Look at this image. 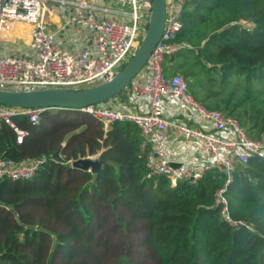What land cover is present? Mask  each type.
<instances>
[{
	"label": "trees",
	"instance_id": "1",
	"mask_svg": "<svg viewBox=\"0 0 264 264\" xmlns=\"http://www.w3.org/2000/svg\"><path fill=\"white\" fill-rule=\"evenodd\" d=\"M180 21L172 41L186 46L165 58V74L182 73L195 99L260 138L264 0H184ZM13 122L22 141L0 122V158L47 159L32 178L0 179V264H264V156L237 167L225 192L230 216L251 231L229 226L214 206L224 172L175 187L151 175L134 123L105 129L75 108ZM95 154V177L69 163Z\"/></svg>",
	"mask_w": 264,
	"mask_h": 264
},
{
	"label": "built area",
	"instance_id": "2",
	"mask_svg": "<svg viewBox=\"0 0 264 264\" xmlns=\"http://www.w3.org/2000/svg\"><path fill=\"white\" fill-rule=\"evenodd\" d=\"M183 2L165 0L161 37L121 94L80 110L105 129L113 121L136 124L148 172L172 187L182 181L195 184L212 169L224 172L214 206L229 226L252 231L251 223L230 216L225 192L237 167L246 168L250 156H264V135L250 137L236 118L195 99L181 74H165V58L186 46L172 41L181 28ZM151 10L152 0H0V31L10 32L16 22L33 26L38 21L32 56L22 36H0V89L78 90L111 80L138 48ZM45 109L0 103V122L12 127L21 143L24 131L13 116L38 123ZM46 159L2 157L0 179L32 178Z\"/></svg>",
	"mask_w": 264,
	"mask_h": 264
},
{
	"label": "water",
	"instance_id": "3",
	"mask_svg": "<svg viewBox=\"0 0 264 264\" xmlns=\"http://www.w3.org/2000/svg\"><path fill=\"white\" fill-rule=\"evenodd\" d=\"M165 20V0H152V10L146 33L135 53L109 81L83 89L45 88L35 90H1L0 103L10 107H43L80 109L114 96L129 84L130 80L143 68L152 49L160 39ZM102 161L82 158L72 163L73 167L90 170L96 176Z\"/></svg>",
	"mask_w": 264,
	"mask_h": 264
},
{
	"label": "bare ground",
	"instance_id": "4",
	"mask_svg": "<svg viewBox=\"0 0 264 264\" xmlns=\"http://www.w3.org/2000/svg\"><path fill=\"white\" fill-rule=\"evenodd\" d=\"M39 20V18H38ZM38 21L35 25L31 26V24H24L21 22H16L14 27L10 30V32L5 33V36L14 37V36H22L25 39V42L29 45V52L30 56L33 55L35 50V35H36V26ZM30 26V27H29ZM27 39V40H26Z\"/></svg>",
	"mask_w": 264,
	"mask_h": 264
},
{
	"label": "rangeland",
	"instance_id": "5",
	"mask_svg": "<svg viewBox=\"0 0 264 264\" xmlns=\"http://www.w3.org/2000/svg\"><path fill=\"white\" fill-rule=\"evenodd\" d=\"M52 15V14H51ZM140 42H141V39H140ZM179 74H181L182 76H183V74L182 73H180V72H178ZM254 83H256V82H254ZM239 92L241 91V89L240 90H238ZM97 156H98V154H95V155H91V156H88V157H86V158H91V159H93V160H96L97 159Z\"/></svg>",
	"mask_w": 264,
	"mask_h": 264
},
{
	"label": "crops",
	"instance_id": "6",
	"mask_svg": "<svg viewBox=\"0 0 264 264\" xmlns=\"http://www.w3.org/2000/svg\"><path fill=\"white\" fill-rule=\"evenodd\" d=\"M29 27H30V26H29ZM0 36H1V37H6V36H5V32L0 31ZM24 40H25V39H24ZM26 40H27V39H26Z\"/></svg>",
	"mask_w": 264,
	"mask_h": 264
}]
</instances>
